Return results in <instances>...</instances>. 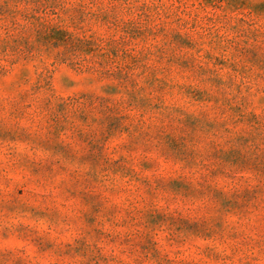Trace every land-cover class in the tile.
<instances>
[{
    "label": "rangeland",
    "instance_id": "1",
    "mask_svg": "<svg viewBox=\"0 0 264 264\" xmlns=\"http://www.w3.org/2000/svg\"><path fill=\"white\" fill-rule=\"evenodd\" d=\"M0 264H264V0H0Z\"/></svg>",
    "mask_w": 264,
    "mask_h": 264
}]
</instances>
